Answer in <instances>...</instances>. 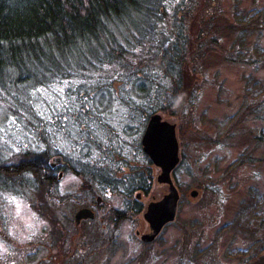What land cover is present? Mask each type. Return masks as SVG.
I'll list each match as a JSON object with an SVG mask.
<instances>
[{
  "label": "trees",
  "instance_id": "trees-1",
  "mask_svg": "<svg viewBox=\"0 0 264 264\" xmlns=\"http://www.w3.org/2000/svg\"><path fill=\"white\" fill-rule=\"evenodd\" d=\"M202 2V25L195 38L189 28ZM219 5V0H0V107L11 117V126L21 132L20 136L8 135L4 126L9 125L3 118L0 121V210L6 203L5 194L31 205L43 196L45 201L48 197L44 205L49 207L50 202L67 216L66 206L75 207L77 214L83 208H93L94 194L103 198L115 194L126 198L123 215L127 210L140 213L143 205L132 197L138 191L149 192L153 183L154 164L141 144L150 116L177 108L183 118L186 107L194 110L202 97V83L197 79L213 50L210 44L226 45L225 39L237 34L229 49L225 47L226 59L254 66L253 70L260 68V62L264 64V47L258 50L259 42H255L249 49L247 43L253 31L258 32V38L263 34L264 5L238 9L234 19ZM253 50L259 58L252 56ZM188 59L193 62L191 72L184 69ZM247 80V99L241 107L244 117L235 120L223 136L216 138L194 122L190 124L200 130L197 141L215 146L247 129L243 137L248 143L243 157L232 164L234 170L264 162V156L256 154L257 147L264 144V127L257 130L246 120L264 121V81L251 74ZM57 88H64V93ZM101 89V101L110 98L108 107L92 99ZM122 94L133 99L125 102ZM85 95L90 103L83 101ZM76 105L83 107L69 111ZM91 108L104 115L89 120L80 117L79 112L92 117ZM103 120L111 123L101 124ZM94 123L100 126L93 128ZM179 127L181 132L184 122ZM16 147L19 153L13 151ZM12 156L19 159L10 160ZM55 157H61V162L55 163ZM233 172L222 178L228 181ZM59 173L76 176L81 190L61 192ZM107 205L112 210L110 217L115 210L108 202L104 207ZM249 205L258 207L252 201ZM92 212L93 217L79 222L75 214L70 227L95 221L98 214ZM184 229L183 233H189ZM234 229L250 237L249 246L235 251L239 264H264V215L247 223L234 220L229 230ZM55 239H37L38 250L70 243L69 237ZM230 252L227 254L232 255Z\"/></svg>",
  "mask_w": 264,
  "mask_h": 264
},
{
  "label": "rangeland",
  "instance_id": "rangeland-1",
  "mask_svg": "<svg viewBox=\"0 0 264 264\" xmlns=\"http://www.w3.org/2000/svg\"><path fill=\"white\" fill-rule=\"evenodd\" d=\"M219 3L223 13L234 19L236 10L247 11L253 6H262L264 0H239L237 8L236 0H219ZM203 4L204 2L189 28L195 38L201 30ZM253 32L248 37V48L252 49L255 42H259L258 50H262L264 31L259 38L258 32ZM232 35L225 37L226 45L210 44L213 50L197 79L202 83V97L195 104L194 110L186 107L187 113L183 118H180L179 114L182 112L177 108L169 113L158 111L163 119L177 124L176 130L183 122L185 125L181 132L177 130L180 165L176 175L172 173L180 195L174 221L164 226L153 239H143L144 235L152 233L144 215L148 205L163 198L169 188L166 183L158 182L161 169L155 165H152L151 190L148 193L141 191L140 198L136 197L139 191L132 197V200L138 199L143 205L140 213L127 210L123 215L121 211L126 210V198L122 195L106 194L104 198L115 212L109 217L112 210L108 205L107 208L102 207L96 211L98 217L95 221L78 224L76 228L70 227V218L75 217L77 210L73 206L64 207L65 216L54 204L48 202L49 207L44 205L48 197L46 201L43 196L36 197L38 203L31 205L18 196L5 194L3 198L6 203L0 210V264H239L238 256L234 255L235 251L249 246L250 237L241 229L229 230V226L234 220L247 223L264 215V162L254 165L256 167L244 165L236 167L235 170L231 169L232 164L243 157V150L248 143L243 135L248 132L247 129L239 131V134L235 133L231 139L223 142L224 145L215 146L197 141L200 130L196 128H204L209 135L216 138L223 136L235 120L244 117L241 107L243 108L246 101L245 86L250 74L264 81L263 62L257 65L260 67L258 70H253L254 66H240L226 59V49H229L232 40L237 36ZM251 54L260 57L255 50ZM189 61L184 69L191 72L193 62ZM186 93L189 98L191 93L189 90ZM248 96L250 98L251 94ZM136 116L137 113L134 114ZM2 118L9 125L8 128L4 126L8 135L21 134L17 128L11 126V117L0 107V121ZM246 120L256 129L264 127L261 119ZM192 122L196 126L190 125ZM129 124L132 125V122ZM262 145L257 147L256 152L260 158L264 156V144ZM13 151L19 153L20 148L16 147ZM126 154L132 157L128 152ZM12 158L17 157L12 156L10 160ZM226 172L229 175L233 172V177L229 176L228 181L222 178ZM60 183L63 193L81 190L80 180L73 174L63 175ZM216 185H221L222 188L216 189ZM193 191L197 192L196 196L192 195ZM93 196L96 197L95 194ZM251 201L258 207L249 205ZM259 210L263 211L262 214ZM3 219L6 220L5 223ZM183 228L189 233H183ZM43 236L59 237L62 241L69 237L70 243H59L50 249L38 250L40 247L36 240ZM230 250L232 255L227 254Z\"/></svg>",
  "mask_w": 264,
  "mask_h": 264
},
{
  "label": "water",
  "instance_id": "water-1",
  "mask_svg": "<svg viewBox=\"0 0 264 264\" xmlns=\"http://www.w3.org/2000/svg\"><path fill=\"white\" fill-rule=\"evenodd\" d=\"M141 144L144 153L161 169L158 182L169 185L168 193L160 200L150 202L144 214L152 229L151 234L143 236L148 241L166 224L174 221L178 212L180 195L172 178V173L180 161L176 124L163 119L160 113L152 114L142 134ZM54 162H61V157H55ZM196 194V191L192 192L193 196ZM93 216L91 209L83 208L77 212L76 221Z\"/></svg>",
  "mask_w": 264,
  "mask_h": 264
},
{
  "label": "snow or ice",
  "instance_id": "snow-or-ice-1",
  "mask_svg": "<svg viewBox=\"0 0 264 264\" xmlns=\"http://www.w3.org/2000/svg\"><path fill=\"white\" fill-rule=\"evenodd\" d=\"M75 83H81V81H76ZM92 83H94V81H93ZM64 84H65V86H67V85L69 84V81L65 80V81H64ZM129 87H130V86H129ZM56 90H57L58 92H60L61 94L64 93V88H57ZM103 92H104V90L101 89L99 93L95 94V95L92 97V99L95 100V101H97V103H101V102H102V103L105 105V107H108V105H109V103H110V98H104V99L101 101V97L103 96ZM70 99L74 101V100L76 99V97H72V96H70ZM82 99H83V101H84L86 104H87V103H90V101H89V99H88V97H87L86 95L83 96ZM121 99H123L125 102H127L128 100L133 99V98L130 97V96H124V95L122 94V95H121ZM81 107H83V105H76V106L74 107V109H69V111L78 110V109L81 108ZM89 111L92 112V114H93L92 117L87 116L84 112H79L80 117H82L84 120H89V119H92L93 117H97V118H98L99 116L104 115V113H103L102 110H101V111H97V109H95V108H91V109H89ZM39 114H40V115H44L43 112H40ZM47 119H51V116H48ZM65 119H67V117H65ZM110 123H111V121H108V120H103V121H101V124H110ZM99 126H100V125L95 124V123L92 125L93 128H96V127H99ZM49 131H51V129H49ZM81 131H82L83 134H85V135L88 134V132L85 131L84 129H81ZM94 138H95V137H94ZM101 139H102V137H101ZM17 151H19V149H17Z\"/></svg>",
  "mask_w": 264,
  "mask_h": 264
},
{
  "label": "flooded vegetation",
  "instance_id": "flooded-vegetation-1",
  "mask_svg": "<svg viewBox=\"0 0 264 264\" xmlns=\"http://www.w3.org/2000/svg\"><path fill=\"white\" fill-rule=\"evenodd\" d=\"M59 176L61 177L62 173H59ZM166 185L168 186V184H166ZM145 193H148V192H145ZM141 196H142V192L139 191V193L136 197L140 198ZM95 199H96L95 203L91 206V207H93L91 209L94 210V212H96L94 208H102V207H104V204L107 203V202H105L106 201L105 198H103L102 196L100 197V195H98V196L96 195ZM137 201H138V199H137ZM59 239H60L59 237L58 238L56 237L55 240H59Z\"/></svg>",
  "mask_w": 264,
  "mask_h": 264
}]
</instances>
